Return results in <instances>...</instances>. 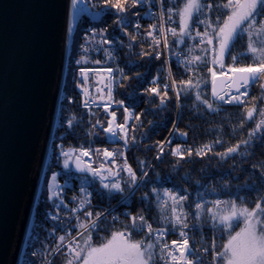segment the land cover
Segmentation results:
<instances>
[{
    "label": "snow or ice",
    "instance_id": "obj_1",
    "mask_svg": "<svg viewBox=\"0 0 264 264\" xmlns=\"http://www.w3.org/2000/svg\"><path fill=\"white\" fill-rule=\"evenodd\" d=\"M70 4L77 9L79 0H70ZM92 7L97 8V16L106 14L105 10L112 12L123 35L109 36L106 28H90L76 64L86 61L83 54L92 50L115 59L117 39L124 47L123 38L129 37V52L147 65L144 73L136 74L138 82L151 85L142 94L147 96L145 102L154 104L159 97V111H164L173 93L177 109L173 132L186 141L188 132H180L178 123L191 99L192 117L214 124L209 129L214 138L195 149L181 143L171 147L175 139L171 134L167 141H158L154 160L162 163L168 155L175 158L167 175L156 171L158 164L147 158L138 159L133 167L127 153L138 148L136 131L143 127L141 116L147 110L136 114L123 99H115L114 86L122 87L129 79L123 68L79 67L84 85L89 71L107 74L97 82L103 83V88H95L97 96L90 95L80 79L76 87L85 97L83 107L89 109V135L102 131L111 142L120 143V149H93L94 140L88 147L55 145L59 154L54 158L65 170V183L56 182L57 174L46 182L47 199L54 210L48 218L55 222L52 235L61 234L47 251L45 264L56 253H62L64 264H264V153L259 158L256 153L257 147H264V0H99V6L93 2ZM130 16L153 22L144 29L140 19L133 21ZM133 25L134 32L129 30ZM97 43L110 47H96ZM137 44L142 49L139 53L134 51ZM165 56L168 59H163ZM171 57L186 79L175 78ZM154 61L168 66L163 84L159 69L147 79ZM254 85H258L259 95L251 94ZM92 106L102 107L105 113L102 118L97 116L95 123ZM120 109L123 123L119 122ZM64 111L62 106V127ZM132 120L138 123H130ZM82 123L83 117L70 115L66 120L69 134ZM235 137L239 138L232 143ZM59 138L63 141L66 137ZM152 150V146L144 149ZM194 156L213 167H202L197 174L189 169L180 176L181 162L195 163ZM71 180L80 181V197L72 198L73 207L66 203L64 193ZM137 193L138 211L129 207L120 212L119 206H130ZM94 196L107 202L106 206L94 204ZM116 196L117 205H112ZM169 236L177 238L169 240ZM221 240L223 243L218 242ZM31 255L43 253L37 249Z\"/></svg>",
    "mask_w": 264,
    "mask_h": 264
},
{
    "label": "water",
    "instance_id": "obj_2",
    "mask_svg": "<svg viewBox=\"0 0 264 264\" xmlns=\"http://www.w3.org/2000/svg\"><path fill=\"white\" fill-rule=\"evenodd\" d=\"M72 13L70 0H0V264H19L25 246L56 125Z\"/></svg>",
    "mask_w": 264,
    "mask_h": 264
},
{
    "label": "trees",
    "instance_id": "obj_3",
    "mask_svg": "<svg viewBox=\"0 0 264 264\" xmlns=\"http://www.w3.org/2000/svg\"><path fill=\"white\" fill-rule=\"evenodd\" d=\"M95 2L99 6V0H79V6L77 9L79 11V16L77 18L76 25L70 33L69 39V49H68V57L65 69L64 82L62 87V94L60 99V104L57 113V120L55 129L53 132L48 158L45 164L43 177L41 180L38 196L35 202L33 216L30 225V236L27 238L25 243L24 255L22 258V264H26L28 260H30V255L32 251L35 249V242L39 239L41 242V250L40 252L44 254V252L49 248V251L55 246V238L58 237L61 233L56 232L55 236L53 233V225L51 219L48 218V214L53 212L54 210L51 207V202L48 201L47 196V184L50 183L51 178L54 174H57V183L63 185L65 183L64 169L62 164L57 162L54 158V155L59 154V149L55 147V145L63 142L65 147L73 146L80 147L83 144L85 147H88L90 141L94 140L92 143L93 149L99 148H109V149H120V143H113L109 140L107 135L102 131L99 134L93 133V135H89L91 130V126L88 123L89 115H86L78 106L79 94L76 91V81L78 68L83 67L87 69H105L107 67L116 68L117 65L120 68H123L127 76L128 80L124 81V86H114V94L116 100H124L127 105H129L130 109L134 108L136 114L145 113L147 110V114L141 116V120L143 121V127L139 128L136 131V136L138 140V148H133L131 151L127 153V158L129 163L133 167H137L138 159L147 158L150 162L157 163L158 167L155 169L161 174L167 175L171 172V161L173 158L171 155H168L162 163L156 162L154 157L156 156L155 146L157 142H165L170 138V134L175 136L171 147H175L177 143H181L184 148L192 147L193 149L201 146L203 143H207L208 141L202 140L198 137L197 132V120L192 117L190 112L192 106V100L189 99L187 101V106L185 108L183 117L179 120L178 128L180 132L187 131L188 137L187 140L184 141L179 137L178 133L173 132V123L177 121V109L175 106V97L173 93L170 95L173 96L172 101L170 102L169 107L164 111H159V97L156 98L154 104L146 103L147 96L142 95L144 89L150 87L151 85L147 82L140 81L138 82L136 79L137 72L144 73L147 65H144L141 59L129 52L127 44L129 42V37L124 36L123 43L124 47H120V41L117 39L116 44L113 46L117 50L113 52V56L115 59H109L104 51H95L92 50L87 54H83L86 56V61L82 62L80 65L76 64V60L81 59L82 53H79L81 45L85 43L84 34L88 32L90 28L97 29H107L109 36L120 37L123 35L120 28L117 27V24L114 23L116 20L115 15L112 12L105 10L106 14H101L99 16L96 15L97 8L92 7V3ZM85 8L86 10L81 12L79 9ZM132 11H135L134 9ZM146 8L141 10V16H144ZM154 11H156L154 9ZM130 19L135 21L140 19L136 16H130ZM153 21L148 20L146 17L144 19H140V23L143 25L144 29H147L149 24ZM130 31H135L134 25L129 28ZM142 39V38H141ZM150 43V41H149ZM98 46V43L96 44ZM147 45H145V48ZM102 48H109L107 46H103ZM239 49V45L237 46ZM141 47L139 44L135 47L134 51L139 53L141 51ZM99 60L100 63L97 64L94 61ZM136 64H140L139 68L135 67ZM170 64L172 68V72L175 74V78L186 79V75H181L183 69L178 67L176 64L175 57H171ZM161 71V81L167 80V67L162 64L161 61H154L153 66L147 73V79H151L156 76L157 70ZM204 74L207 75L206 69L204 70ZM118 76V74H117ZM208 95H211V85L209 83L207 87ZM252 95H259L260 89L258 85H254L251 88ZM71 95H73L74 103L68 104L65 97L71 99ZM66 110L64 111V120L65 124L62 127L61 123V108ZM115 106V105H114ZM226 107V106H225ZM227 108V107H226ZM232 111H237L236 109H231ZM96 113V115L92 116V122L95 123L97 116L101 118L105 115L100 109H96L92 111ZM75 114L77 118L83 117V123L78 125L74 129V134H69L66 126V120L70 115ZM119 122L123 123V110H118ZM106 124V120L104 121ZM130 123H138L135 120L130 121ZM65 136L66 138L61 141L59 137ZM239 137L233 138L232 143L235 142V139ZM148 146H152L153 150L150 152H145L144 149ZM165 151H168V147H166ZM257 158L260 157L261 153H264V147L256 148ZM193 160L196 161L192 164L182 163V168L180 170V176H183L186 171L189 169L193 170L194 174H197L202 167L208 166L213 167L212 164H209L207 160L200 161L198 157H193ZM214 163V162H213ZM227 167V166H226ZM248 167V165H245ZM214 171V168H213ZM73 175H77L73 172ZM176 181L179 183V176L175 177ZM70 187L64 190L66 196V203L69 204V207H73L71 204L72 198L75 196L79 199L80 197V181L79 180H71ZM184 186V185H181ZM98 187V185H97ZM140 193H137V197L133 198V202L130 206L120 205L119 211L123 212L127 210L129 207L132 212L138 211V207L136 204V199L139 197ZM255 197H253L254 199ZM93 203H101L102 206H106L107 202H100L98 197H93ZM119 200V196H116L111 200L112 205H117ZM63 217V213H61ZM110 219V217H109ZM43 225V227H42ZM239 227L236 228L238 231ZM139 238V237H138ZM176 236H169L168 239H175ZM226 239V237H225ZM219 243H223V241H218ZM43 255H41L42 257ZM37 264V261L34 262ZM50 264H64V258L62 253H56L52 258Z\"/></svg>",
    "mask_w": 264,
    "mask_h": 264
},
{
    "label": "built area",
    "instance_id": "obj_4",
    "mask_svg": "<svg viewBox=\"0 0 264 264\" xmlns=\"http://www.w3.org/2000/svg\"><path fill=\"white\" fill-rule=\"evenodd\" d=\"M70 33H71V32H70ZM86 34H88V32L84 34V37H85ZM98 46H99V47H103V46L110 47L109 45H102V46H101L99 43H98ZM163 59H168V57L165 56ZM166 67H168V66L166 65ZM106 75H107V74L104 73V72H99V73H98L97 71H89V72H88V84H87V85H84V84H83V79L79 77V72H78V74H77V79H80V82H81L82 86H84V87L86 88V90L89 92L90 95L97 96V95H99V94L95 92V88H96V87H101V88H103V83H97V82L100 81V77H101V76H106ZM166 81H167V80H166ZM166 81H161V84H163V83L166 82ZM76 91H77L78 94H79L78 106H79V108H80V109H81L86 115H88V113H89V109L83 107V100L85 99V97H84L83 93L81 92V89H80V88H77V87H76ZM103 91H104L105 93H107V89H106V88H104ZM72 96H73V95H72ZM71 99H73V97H71ZM113 107H115V106L113 105ZM96 109H100L102 112H104L102 107H96V106H92L91 111L96 110ZM110 110H111V109H110ZM109 140H110V139H109ZM110 141H111V140H110ZM85 159H86V158H85ZM53 222H54V221H53ZM54 223H55V222H54ZM38 249L41 250V245L38 246ZM47 251H49V248L44 252V257H41L42 259H41V262H40L39 264H45V256H47ZM54 255H55V254H54ZM54 255L48 257V262H49V264H50L52 258L54 257ZM37 264H38V262H37Z\"/></svg>",
    "mask_w": 264,
    "mask_h": 264
},
{
    "label": "rangeland",
    "instance_id": "obj_5",
    "mask_svg": "<svg viewBox=\"0 0 264 264\" xmlns=\"http://www.w3.org/2000/svg\"><path fill=\"white\" fill-rule=\"evenodd\" d=\"M78 16H79V11L78 10H74L73 13H72V19H71V30L74 29V27L76 25V22H77ZM226 107H229V106H226ZM210 118H208V119H210ZM208 126H209V123H208L207 120H199V119L197 120V132H198V137L200 139L206 140V141H209L210 139H212L206 133V129H207ZM229 131H230V129H229ZM42 227H43V225H42ZM238 231H239V229H238ZM37 243L39 244V239H37V241L35 242V245H37ZM30 257H31L30 259H32L31 261H33V262L37 261L38 264L41 262V259H42L41 256L34 257V256L31 255ZM42 257H44V254H43Z\"/></svg>",
    "mask_w": 264,
    "mask_h": 264
},
{
    "label": "bare ground",
    "instance_id": "obj_6",
    "mask_svg": "<svg viewBox=\"0 0 264 264\" xmlns=\"http://www.w3.org/2000/svg\"><path fill=\"white\" fill-rule=\"evenodd\" d=\"M79 53H81V48H80V50H79ZM68 57V56H67ZM71 97H72V95H71ZM210 119H216V120H219V117H215V118H210ZM212 127H215V125L213 124V125H210L209 124V126L207 127V129H206V133L209 135V137L210 138H214V136L209 132V129L210 128H212ZM55 129V128H54ZM30 236V228H29V231H28V234H27V238ZM27 238H26V240H27ZM26 243V242H25ZM39 245H41V242H39V244L37 243V245H36V247H35V249L34 250H37L38 249V246ZM24 250H25V246H24V249H23V252H22V255H21V258H20V262H19V264H22V257H23V255H24ZM33 250V251H34ZM31 256V255H30ZM32 259H30V260H28L27 262H26V264H29V261H31ZM33 262V261H32ZM33 264H34V262H33Z\"/></svg>",
    "mask_w": 264,
    "mask_h": 264
}]
</instances>
